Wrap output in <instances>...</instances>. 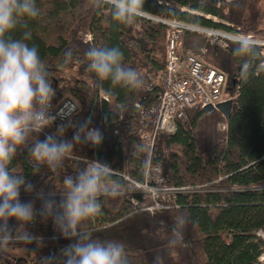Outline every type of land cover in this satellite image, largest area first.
<instances>
[{"label": "trees", "instance_id": "1", "mask_svg": "<svg viewBox=\"0 0 264 264\" xmlns=\"http://www.w3.org/2000/svg\"><path fill=\"white\" fill-rule=\"evenodd\" d=\"M36 5L40 15L28 21L27 28L18 26L13 37L31 33L27 43L38 48L48 65L54 103L72 98L79 109L67 122L31 136L29 143L56 133L60 126L65 129L61 139L71 141L85 123L103 135L99 145L76 144L56 172L45 165L34 167L27 149L13 159L10 169L25 175L45 196L55 193L57 202L64 177L75 175L92 161L111 165L119 173L112 180L119 181L124 190L132 186L122 173L144 181L149 151L139 133L140 119L158 101L162 89L158 79L167 66L170 25L166 21L239 30L264 40V23L248 20L250 0H146L144 16L130 26L116 23L110 7L96 8L91 0H36ZM87 34L92 35L91 42L86 40ZM254 45L251 69L242 77L241 58L233 53L235 41L223 48L211 44L201 31L184 30L183 55L206 47L204 62L227 74L226 92L233 100L230 118L218 111L208 114L198 104L179 122L175 133L158 136L166 184L200 186L201 190L180 194L175 206L154 214L139 210L126 194L116 199L102 197L101 215L86 222L83 231L92 238L123 242L131 264H151L155 254H163L164 264H263L259 258L264 254V240L257 233L264 230V45ZM94 46L119 47L123 63L140 74L149 90L98 82L87 71L85 56ZM68 52L71 59L65 63ZM136 197L142 198L140 194ZM21 200L34 202L37 209L42 203L35 193L23 190ZM181 213L188 217L187 246L173 248L168 244L169 227ZM9 223L17 225L14 220ZM129 226L138 231L131 233ZM26 227L40 242L9 243L0 249V264H41V257L56 256L69 243L60 237L51 219L37 216Z\"/></svg>", "mask_w": 264, "mask_h": 264}, {"label": "clouds", "instance_id": "2", "mask_svg": "<svg viewBox=\"0 0 264 264\" xmlns=\"http://www.w3.org/2000/svg\"><path fill=\"white\" fill-rule=\"evenodd\" d=\"M146 0H91L96 8L110 7L111 18L120 25L130 26L145 14ZM40 10L36 0H0V249L9 243H39L41 238L27 229L37 216L52 220L60 237L69 243L56 256L41 257V264H131L123 242L101 240L83 231L86 222L101 215V198L105 200L124 196L119 181L112 180L114 169L106 162L92 161L75 175L64 177L59 202L55 193L45 196L36 191L25 175L10 169L18 152L27 149L34 167L41 165L56 172L76 144L99 145L103 135L87 123L80 125L71 141L61 139L63 126L43 140L29 143V138L39 135L52 125L50 114L55 89L48 65L42 60L38 48L27 40L31 33L23 32L21 38L13 33L19 27L27 28V22L36 19ZM255 45L247 38L235 41L234 55L241 58V76L251 69ZM87 71L97 81H110L113 86L123 85L132 90L148 91L143 78L133 68L123 63L124 54L119 47H91L85 53ZM71 53L65 54V63ZM35 193L42 201L37 209L34 202L22 201L21 191ZM17 225H10L9 221ZM188 217L178 214L169 227V246H187ZM18 229H23L18 231ZM151 264H164L163 254H155Z\"/></svg>", "mask_w": 264, "mask_h": 264}, {"label": "built area", "instance_id": "3", "mask_svg": "<svg viewBox=\"0 0 264 264\" xmlns=\"http://www.w3.org/2000/svg\"><path fill=\"white\" fill-rule=\"evenodd\" d=\"M166 22L170 27L166 37L167 66L163 75L162 89L158 101L149 106L140 119L139 133L149 151L145 179L138 182L125 173L120 174L125 180L130 181L132 186L125 190L127 198L139 210L152 214L175 206L180 194L201 190L200 186L166 184L163 163L157 148L159 134L175 133L179 122L186 118L188 111L195 105L199 104L204 108L212 104L216 107L219 103L231 100L225 93L228 85L227 74L206 64L203 60V55L208 51L206 47L200 48L198 52L183 55L182 33L185 29L201 31L209 37L211 44L223 48L228 46L229 41H237L241 38H247L254 44L264 45V40H259L254 34H246L239 30L227 32L201 28L177 20ZM86 40L91 42L92 35L87 34ZM104 97L108 99L107 96ZM78 109V104L72 98L63 99L59 105L52 100L50 108V114L54 117L52 125L67 122ZM115 174L119 175L116 171ZM137 194L142 198L136 197ZM148 200L150 203H147ZM257 234L264 240L263 229ZM259 260L264 263V254Z\"/></svg>", "mask_w": 264, "mask_h": 264}, {"label": "rangeland", "instance_id": "4", "mask_svg": "<svg viewBox=\"0 0 264 264\" xmlns=\"http://www.w3.org/2000/svg\"><path fill=\"white\" fill-rule=\"evenodd\" d=\"M247 17H248V20H250V21L255 19L260 24L264 23V0H250V6L248 8ZM222 33H224V32H222ZM158 83L162 86L163 85V78H159ZM225 93L227 94L226 90H225ZM60 103H61V101H60ZM59 104H57V105H59ZM129 230L131 233L135 234L138 231V228L136 226H129L128 231Z\"/></svg>", "mask_w": 264, "mask_h": 264}, {"label": "water", "instance_id": "5", "mask_svg": "<svg viewBox=\"0 0 264 264\" xmlns=\"http://www.w3.org/2000/svg\"><path fill=\"white\" fill-rule=\"evenodd\" d=\"M233 108V100H228L222 103H219L216 107L212 104L205 106L203 109L206 113L212 114L214 112H221L227 118L231 117Z\"/></svg>", "mask_w": 264, "mask_h": 264}, {"label": "crops", "instance_id": "6", "mask_svg": "<svg viewBox=\"0 0 264 264\" xmlns=\"http://www.w3.org/2000/svg\"><path fill=\"white\" fill-rule=\"evenodd\" d=\"M214 20H216V21H218V19L217 18H213Z\"/></svg>", "mask_w": 264, "mask_h": 264}, {"label": "bare ground", "instance_id": "7", "mask_svg": "<svg viewBox=\"0 0 264 264\" xmlns=\"http://www.w3.org/2000/svg\"><path fill=\"white\" fill-rule=\"evenodd\" d=\"M264 264V263H263Z\"/></svg>", "mask_w": 264, "mask_h": 264}]
</instances>
